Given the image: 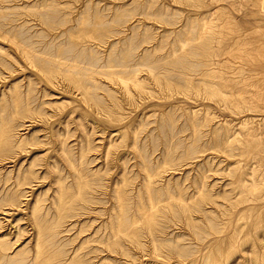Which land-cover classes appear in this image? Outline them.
Returning a JSON list of instances; mask_svg holds the SVG:
<instances>
[{
	"label": "rangeland",
	"instance_id": "rangeland-1",
	"mask_svg": "<svg viewBox=\"0 0 264 264\" xmlns=\"http://www.w3.org/2000/svg\"><path fill=\"white\" fill-rule=\"evenodd\" d=\"M204 2L0 0V264H264V0Z\"/></svg>",
	"mask_w": 264,
	"mask_h": 264
},
{
	"label": "bare ground",
	"instance_id": "bare-ground-1",
	"mask_svg": "<svg viewBox=\"0 0 264 264\" xmlns=\"http://www.w3.org/2000/svg\"><path fill=\"white\" fill-rule=\"evenodd\" d=\"M211 2H217L218 0H210ZM221 2V1H220ZM259 2H261V1H259ZM184 4L185 5H187V6H191V7H194V8H200L201 6H204L205 5V2H204V0H184ZM264 4V3H263ZM260 5H261V3H260ZM264 6V5H263ZM264 8V7H263ZM203 19V18H202ZM224 20V19H223ZM200 26V30L198 31V33H197V38L196 39H200V40H203V39H206L207 37H209L210 39L211 38H214V33L216 32L217 33V30L216 31H213V33L210 31V33H208V29L206 28V22H203V23H201V25H199ZM222 27V26H221ZM210 29V28H209ZM240 33V32H239ZM207 34H209V35H207ZM232 35V34H231ZM223 38H224V36H222ZM230 38V37H229ZM240 41V40H239ZM241 42V41H240ZM234 44V43H233ZM217 46H218V42H217ZM214 47V46H213ZM219 47H220V45H219ZM239 47V46H238ZM211 48V47H210ZM229 48H231V47H229ZM223 51H225V50H223ZM215 52V51H214ZM230 52V51H229ZM209 53H211L210 52V50H209ZM208 53V54H209ZM226 53V52H225ZM228 53V52H227ZM208 56V55H207ZM232 56V55H231ZM236 58V57H235ZM121 80L123 81V82H125L126 81V79L124 78H121ZM9 206H13V204H11V203H9L8 204ZM1 207V206H0ZM11 208V207H10ZM2 228V227H1ZM0 228V229H1ZM37 233H38V235L39 234H41V231H40V229H38L37 230ZM39 248H40V245H39V243H37V248H36V257H38L39 256ZM1 254H2V251L0 250V256H1Z\"/></svg>",
	"mask_w": 264,
	"mask_h": 264
}]
</instances>
